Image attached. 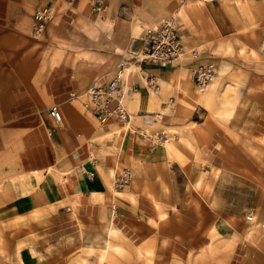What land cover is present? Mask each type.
I'll return each mask as SVG.
<instances>
[{
    "label": "crops",
    "instance_id": "obj_1",
    "mask_svg": "<svg viewBox=\"0 0 264 264\" xmlns=\"http://www.w3.org/2000/svg\"><path fill=\"white\" fill-rule=\"evenodd\" d=\"M97 1L0 0V264L21 257L96 264L97 254L82 251L109 224L123 233L125 253L106 264H141L139 250L150 264H264V233L249 234L248 220L253 213L264 222V141L254 138L264 133V0H239L236 11L233 0H102L96 16L74 11ZM189 1L193 9L183 11ZM44 6L64 30L63 44L82 39L66 57L50 39L34 38V14ZM171 16L186 52L181 62L198 50L195 35L204 28L214 39L237 33L253 49L223 59L230 69L199 104L174 80L189 73L181 62L131 64L127 126L99 124L66 102L112 79L122 55L143 48V33ZM47 31L54 39L55 25ZM184 80L194 82L190 74ZM53 105L62 124L48 116ZM144 117L154 122L146 126ZM191 128L201 138L193 152L185 143ZM141 130L168 141L150 148ZM123 170L135 185L112 193ZM115 240L107 241L118 246Z\"/></svg>",
    "mask_w": 264,
    "mask_h": 264
},
{
    "label": "built area",
    "instance_id": "obj_2",
    "mask_svg": "<svg viewBox=\"0 0 264 264\" xmlns=\"http://www.w3.org/2000/svg\"><path fill=\"white\" fill-rule=\"evenodd\" d=\"M204 1L209 2L212 0ZM97 4V6L102 8V11H105L106 7L103 6L102 0H98ZM51 14V6H44L35 12L36 34L41 31L42 24L49 20ZM143 41H145V45L139 51H127L122 55L117 64L116 75L112 79L106 83L92 85L83 94L81 102L82 110L92 115L99 124H105L112 120L124 123L126 126L129 124L130 116L126 106L128 94L126 77L129 74L131 64L141 65L147 63L159 67H174L181 62L184 49L178 35L175 16L164 19L156 28L147 29L143 33ZM213 75L214 69L212 66L202 65L196 73L192 74V77L196 87L204 90L211 82ZM147 86L152 90L153 94L158 93V87L154 85L152 80H147ZM48 116L57 124L62 122V115L57 105L49 108ZM152 122H154L152 118L144 117L142 123L148 126ZM140 136L147 140L150 148L167 143L168 141L167 137L163 134L161 136L158 134L149 135L144 130H141ZM91 176L92 174H89V177ZM129 181V171L123 170L114 178L112 183L113 188L121 190ZM262 227L264 228V224Z\"/></svg>",
    "mask_w": 264,
    "mask_h": 264
},
{
    "label": "rangeland",
    "instance_id": "obj_3",
    "mask_svg": "<svg viewBox=\"0 0 264 264\" xmlns=\"http://www.w3.org/2000/svg\"><path fill=\"white\" fill-rule=\"evenodd\" d=\"M222 1L226 2V0H222ZM233 3H235V4L230 6V8L232 9V11H236V9H238V6H239L240 2H239V0H233ZM193 7H194V4H192L189 1V2L186 3L185 6L182 7V10L186 11L189 8L192 10ZM66 9H67V7L62 12L69 11V9H67V11H66ZM74 11L77 12V13L81 12V13L86 14V15H95V16L100 13V12H98V13L95 12L94 11V6L91 5V4H89L88 6H85V7L82 6L81 10L77 9V10H74ZM52 24L55 25L56 32H57V33H55L54 39L52 38V35L48 34V31H47L49 26L52 25ZM57 25L58 24H57L56 20L55 21L54 20H49L45 24L43 31L41 33H39L38 35L35 34L34 38L37 41L50 39L54 44H56L59 47H62L61 48V55H59V56L63 57V56H65L64 54L67 53V51H69L73 47L82 45V39L81 38L77 39L75 43H65V44H63L61 39L63 37H65V33H64V30L61 29L60 27H58ZM177 26H178V24H177ZM154 28H156V27H154ZM195 37L198 40V44L195 45L196 48L198 49L197 52H196V55H194V57H192L189 61L181 62V65L178 68H181V66H183V68H185L187 71H189L188 75L189 74L192 75L193 72L195 71L196 67L201 65V64L202 65H210V66H212L213 69H214V75H213L214 81L209 86V88L212 87L214 85V83L217 84L219 78L221 76H223L230 69L228 67L227 63L223 59L232 58L235 55L241 56V57L243 55H248V54H246L248 51H241V48L244 47V46L247 48V50L248 49H253L252 47H249L246 43L240 41L238 39L237 33L235 35H233L230 40L228 39V37L221 38V39H214L211 36V32L207 31L204 28L203 31H201L200 33L196 34ZM236 47H237V49H236ZM83 56L86 57L87 55L83 54ZM253 58H255L257 60L258 59L260 60V58H258V57H253ZM216 66L219 67L218 71H217V67ZM188 75L186 77L179 75L174 80L176 81L177 87L180 90V93L182 94L183 97H187V98L193 100L195 103L199 104V103H201V101L197 102V99L199 97L198 96L199 93H198V89L194 85V82L188 83V82H186L184 80V78H188ZM193 85H194V87H193ZM80 92L81 91H79V93ZM66 102L70 106H72L73 108H76L79 111H82L81 99L80 98L79 99L70 98ZM204 106L206 107V105H204ZM226 106L229 107L230 106L229 103H227ZM254 138L258 142H263L264 141V133H259L258 136L254 137ZM199 140H201V138L199 136L198 130H196V129L194 130L193 128H191L189 130V138L185 141L186 146L188 147V150L190 152H193L192 150H190V147H193L194 143L195 142H199ZM188 143H190V145H188ZM200 145L202 147V151H203L205 156L210 153V150L207 149V147H205L204 144H201V142H200ZM199 180H201V178H199ZM42 183H44V182H41L40 184H42ZM131 184H132V181L130 182V185ZM195 184H196L194 186L195 189H200L201 186H202V182H201L200 186H197V182ZM134 185H135V183H134ZM111 189H112V183H111ZM143 189L145 190V188H143ZM3 191H4V189L1 188L0 192H3ZM114 206H116V204H114ZM111 213H112V209H111ZM34 216L36 217V219H39L38 215H34ZM160 217L161 216H159V218ZM248 220L251 221L252 225H253V229L251 230V232H249V234H251L252 232H255V231L257 232V234L264 233V229H262V225H261L264 222H261V220L258 219L257 216H255L253 213H251L248 216ZM79 225H81V223ZM107 228H108V230H107ZM107 228H106V230L103 231V233H97L96 234L95 238H96L97 242H96L95 245H93V244L87 245L85 247L86 250L82 251L85 254V256H91V255H96L97 254V262H96V264H106L107 262L112 261L114 256H117V255L120 256V255L125 253L124 247L119 244L125 238L122 235L123 233L121 231H118L117 229H115L110 224L108 225ZM27 232H28V230H24L23 234H25ZM109 237L110 238L115 237V239H117V240H115L114 243L117 244L120 248L118 246H113L109 241H107L109 239ZM108 243H110V245ZM23 247H24V245L18 244L15 247V253L17 252V255H18L19 251ZM112 247H117L118 249L114 251V249ZM104 249L105 250L107 249L106 250V254H105V259H104L103 262L100 263V261H99L100 258L99 257L105 252ZM0 252L4 253L3 251H0ZM7 253L9 255V251ZM137 253H138V257L142 259L141 264H150L149 261L144 259L143 255H142V251L139 250ZM13 264H15V263H13ZM19 264H26L24 258H22V257L19 258ZM36 264H41V262L38 261ZM73 264H88V263H87L86 258L78 257L77 259L74 260ZM111 264H113V263L111 262Z\"/></svg>",
    "mask_w": 264,
    "mask_h": 264
},
{
    "label": "bare ground",
    "instance_id": "obj_4",
    "mask_svg": "<svg viewBox=\"0 0 264 264\" xmlns=\"http://www.w3.org/2000/svg\"><path fill=\"white\" fill-rule=\"evenodd\" d=\"M94 11L95 12H102V8H100L99 6H96V7H94ZM49 20H47L46 22H44L43 24H42V29H41V31L39 32V33H41L42 31H43V29H44V26H45V24L48 22ZM39 33H37L36 35H38ZM194 52H195V54H194ZM196 50H191L190 51V53H189V58L191 59L192 57H194V55H196ZM122 54H123V52H122ZM186 55V52L184 51V54H183V56H182V59L184 58V56ZM182 59H181V61H182ZM200 66H202V64L201 65H199V66H197L196 67V69H195V71L193 72V74L194 73H196L197 72V70H198V68L200 67ZM132 68V67H131ZM131 68L129 69V74L131 73ZM129 74H128V76H129ZM214 81V78L212 77V80H211V82L207 85V87L204 89V90H200V89H198L197 87H196V85H195V87L198 89V93H199V97H204L205 96V94H206V92H207V89L209 88V86L212 84V82ZM85 91V90H84ZM84 91H81L80 93L78 92L77 93V95H72L71 96V98H77V99H81V96H82V94L84 93ZM62 124V123H61ZM128 129V128H127ZM193 150V149H192ZM128 171V170H127ZM130 173V172H129ZM132 186H134V182H132V184H131ZM112 193H114V192H117L114 188H113V184H112ZM114 191V192H113ZM263 228V227H262ZM115 251V250H114ZM101 260H103V257H101Z\"/></svg>",
    "mask_w": 264,
    "mask_h": 264
}]
</instances>
